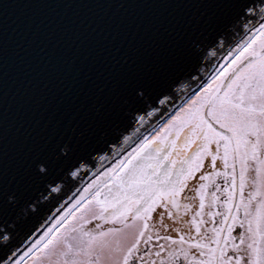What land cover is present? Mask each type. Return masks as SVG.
<instances>
[{
    "label": "snow or ice",
    "instance_id": "obj_1",
    "mask_svg": "<svg viewBox=\"0 0 264 264\" xmlns=\"http://www.w3.org/2000/svg\"><path fill=\"white\" fill-rule=\"evenodd\" d=\"M38 246L58 264H264V0L0 2V264Z\"/></svg>",
    "mask_w": 264,
    "mask_h": 264
},
{
    "label": "water",
    "instance_id": "obj_2",
    "mask_svg": "<svg viewBox=\"0 0 264 264\" xmlns=\"http://www.w3.org/2000/svg\"><path fill=\"white\" fill-rule=\"evenodd\" d=\"M0 2H3V0H0ZM8 3L16 4L20 2H27V0H7ZM25 10L19 9V8H11L9 10V17L10 21L12 19H15L18 16H21ZM46 14L50 15V12H46ZM225 62V56L221 55L219 58V63ZM216 69L215 68H209L206 72V75L208 77H211L213 74H215ZM192 88H196V85L193 84ZM191 91V90H189ZM177 105L180 104V101L178 100ZM167 119V116L165 117V120ZM165 120H157L156 118H151L147 123H145L143 126L140 127V133L144 136H150L156 128L163 125ZM135 139V137H133ZM131 142H127L123 144L124 151L130 150ZM118 149L120 148V145L117 146ZM122 152H118L115 157H113L111 154H109L108 159L100 161V167L96 170V174L98 175L100 172H103L106 168H109L120 158V155H122ZM96 178L95 175L89 174L88 176L84 177V185L87 186L88 183H91L92 180ZM75 187H80V185H76ZM75 187H73L70 191H68L67 195L64 196L63 200H60L59 202H53V205H49L46 207L41 216L33 218L29 223L28 227L21 233V236L19 237V240L23 241L21 244L22 250H26L29 246H31L33 243H36L37 241L41 240V237L44 235L45 231L48 227H51L52 224L55 222V218L60 215V212H57V208H60L61 205L67 204L68 207L71 206L72 203H74L75 197H72V193L75 191ZM80 195V193H77V196ZM49 208L51 211H49ZM51 216L52 219H48V217ZM47 220V223L44 221ZM30 235H26L28 232V229H33ZM39 247V246H38ZM27 260V257H26Z\"/></svg>",
    "mask_w": 264,
    "mask_h": 264
},
{
    "label": "rangeland",
    "instance_id": "obj_3",
    "mask_svg": "<svg viewBox=\"0 0 264 264\" xmlns=\"http://www.w3.org/2000/svg\"><path fill=\"white\" fill-rule=\"evenodd\" d=\"M163 125L159 126L158 128L155 129V131L151 134V135H155L156 132H158ZM150 135V136H151ZM93 207V211L95 212H99V207L98 206H92ZM82 211H87V209H82ZM75 215L77 217H80L81 215V211H76ZM96 223H101L103 224V221H93L92 224L88 225V227H93L94 224ZM107 225H105L106 227ZM59 227V226H57ZM64 230L61 229V232H63ZM52 246L50 245L49 248H51ZM27 264H58V256L57 255H48V249H43L38 247L37 250H35V254L31 255L29 257H27Z\"/></svg>",
    "mask_w": 264,
    "mask_h": 264
},
{
    "label": "flooded vegetation",
    "instance_id": "obj_4",
    "mask_svg": "<svg viewBox=\"0 0 264 264\" xmlns=\"http://www.w3.org/2000/svg\"><path fill=\"white\" fill-rule=\"evenodd\" d=\"M218 165H219V161H218ZM197 175H199V174H197ZM199 183H200V181H198V180H197V181H189V188L185 189L184 193L182 194L183 197H185V200H183L182 202H190L191 197L194 195V193L191 191V189H192V187H193L194 185H195V186H198ZM217 183L220 184L221 191H220V192H217L216 195L220 197V205H219V208H220L221 211H223V210H224V207H223V201H224V199H225V195H226V194L223 192V188L225 187V185H224V183H223V177L217 178ZM198 199H199V198H198V196H197L195 201H191V202L194 204V206H195V204L198 203ZM209 199H211L210 196H209ZM206 205H207V201H206ZM209 210H210V209H208V208L206 207L205 211L207 212V211H209ZM191 214H192V213L189 212V217L191 216ZM205 219L208 220V217L205 216ZM216 220H217V222H219L220 217H216ZM170 223H171V222H170ZM211 226H212L211 223H209L206 227H211ZM161 234H163V233H161Z\"/></svg>",
    "mask_w": 264,
    "mask_h": 264
}]
</instances>
